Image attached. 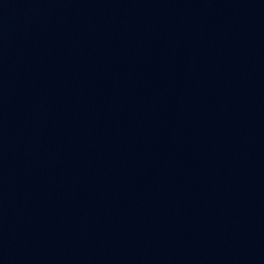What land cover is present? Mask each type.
<instances>
[{
    "label": "water",
    "instance_id": "water-1",
    "mask_svg": "<svg viewBox=\"0 0 264 264\" xmlns=\"http://www.w3.org/2000/svg\"><path fill=\"white\" fill-rule=\"evenodd\" d=\"M0 264H264V0H0Z\"/></svg>",
    "mask_w": 264,
    "mask_h": 264
}]
</instances>
